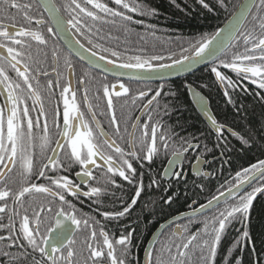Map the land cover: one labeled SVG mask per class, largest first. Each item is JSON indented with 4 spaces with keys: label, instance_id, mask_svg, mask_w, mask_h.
Listing matches in <instances>:
<instances>
[{
    "label": "snow or ice",
    "instance_id": "6c2138e0",
    "mask_svg": "<svg viewBox=\"0 0 264 264\" xmlns=\"http://www.w3.org/2000/svg\"><path fill=\"white\" fill-rule=\"evenodd\" d=\"M112 2L118 7H109L101 0H83V2L81 0H66L63 4V12L67 13V19H65L61 14V7H58L54 0H0V3L7 5L9 10H16L21 15V19L26 22V24H18L15 17L7 15L0 17V95L4 96V103L0 106V183L3 184L0 186V217L6 216L8 220V223L5 224L0 219V232L6 233L0 234V242H3L8 249L0 255L9 258V264H28L29 260H31V264H74V257L77 256V250L74 247L76 243L74 234L83 227V229L90 230L92 240L97 237L96 226L100 225V221H94L91 217L78 216L77 209L67 197H76L78 194L85 197H99L104 189L89 187L87 191L81 192V185L75 183L69 176L47 175L49 166L55 172L56 170L68 171L72 165H78L80 171L75 174L82 178L81 183L84 185H88L89 181L94 179L93 168L105 167L106 172L111 176L118 175L132 184L136 169L130 162V158L141 159V154L136 151L137 144L143 153V160L149 163L161 149L165 152L169 149L172 150V156L164 168L165 174H171L175 166L182 163L185 153L199 148V145L188 141H184L178 146L171 145L169 141L172 137L161 131L158 121L151 122L152 114L149 113L148 120L142 125L139 138L135 137L133 133H128L130 150L125 151L116 139L101 127L93 105L89 103L87 89L84 90L83 98L87 113L81 110L76 99L77 93L72 89L71 82L64 85L60 91L63 101L62 123L60 122L61 113L57 109L53 113L52 128H50L38 80L40 75L48 76V72L41 73L37 68L33 74L31 65L28 63L33 58L32 42L38 45H47L48 40L43 32L32 27L33 22L36 25L47 23L49 25L47 27L48 34L63 40L69 55L75 54L83 59V53L87 52L91 58L104 61L106 65H112V68L105 67L104 71L113 72L114 75L128 76L129 79L139 81L163 80L168 74H179L190 70L191 66L196 63L213 62L210 71L216 80L226 88L236 87V84L220 70L221 68L236 73L238 77H242L259 89H264V0H241L238 10L231 14L224 28L217 29L211 35H202L195 42H190L187 48L180 47L179 52L168 51L166 55L154 53L128 56H123L118 51L94 43L91 39V35H94L93 26L88 21L116 24L117 18H119L123 30L129 32L128 25L144 23L142 20H134L129 13H136L140 16H154L157 13L155 9L145 8L137 0H112ZM199 3L209 11L212 10L205 0H199ZM219 3L221 7H227L225 0H219ZM34 6L38 10H42L38 17L31 14ZM43 13H47V20L44 19ZM101 13L103 16L100 15ZM105 17H111V20H106ZM246 25H250V27ZM149 27L155 28L154 25ZM150 35L155 36V32H151ZM79 37H84L90 47H86ZM241 41L243 52H234L231 59H220L222 54L237 48ZM52 56L54 59L57 57L55 50L52 52ZM90 62L92 61L90 60ZM64 64L71 72L73 65L69 58L65 57ZM95 66L101 67L99 64ZM116 69L124 71L116 72ZM9 70L15 73L16 79L9 74ZM53 72H56L55 68H53ZM56 74L58 79L55 83L52 80L47 81L49 90L61 88L59 81L61 74L59 72ZM79 83L84 84L83 77ZM118 87L119 90H116L117 84L111 86L107 83L103 84V96L107 99V112L116 136L121 135V128L113 96L119 98L130 94V89L123 82H119ZM188 87L191 89V85ZM162 89L163 84L155 89L148 104L144 105L145 108H148L162 95ZM152 91V89L139 91L138 96L133 97V103L137 98H144ZM69 94L71 98H69ZM191 95L193 102L199 106L200 111L207 117L218 136H222L224 126L218 124L208 110L207 100L195 90L191 91ZM224 95L229 97V102H231L227 90ZM28 100L32 101L31 108L28 105ZM32 112H37L35 119L31 115ZM41 117L44 118L43 125H41ZM132 128L136 129L137 124L133 123ZM53 129L55 135L59 137L55 140V147H51ZM158 133L160 134L158 135ZM98 137L102 138V141ZM241 140L245 144L248 143L242 137ZM185 144L187 147L184 146ZM37 145L42 153L50 147L53 153L46 157L47 163H42L37 175V179L43 178L48 181L47 184L29 182L37 163L34 151ZM59 150H65L67 167L66 162L59 158ZM98 161H102V163ZM196 163H200L199 157H197ZM193 167L195 173L201 175L199 169L195 165ZM14 169L17 170L20 177L19 187L15 190L9 186V182L17 183L9 176ZM179 175L180 173L177 172V178ZM204 175L208 174L204 173ZM110 182L115 184L114 180ZM253 182H256L258 186L241 194L244 185H252ZM152 184L159 186L155 179ZM143 190V183L140 182L135 187V194L127 206L122 210L104 211L101 215L106 220L124 217L137 204ZM33 193L44 194L53 199L48 202L47 206L41 204L38 208H34L30 216V205L29 207L25 206L24 198ZM257 193H264V159L237 171L231 186L226 191H219L218 195H213L207 201V204H201L198 208L192 209L190 216L194 218L198 214H202L205 209L216 208L214 214L206 216L201 222L202 228L184 236V233H188L187 226L183 229L179 225L176 226L172 235L180 236L181 242L174 244L175 252L172 251V246L167 247V264H189L191 261L190 250L194 242H196L195 247L198 250L199 264H216L222 235L235 220L245 222L242 239L248 241L249 232L246 222ZM171 199L169 197L165 203H170ZM9 200L12 201L11 207L8 203ZM57 202L58 206L54 208L53 205ZM221 202L224 204L223 208L219 207ZM45 214H54L52 216L54 225L41 232L40 228L46 218ZM161 227L164 226L161 225ZM98 234L103 238L102 246H93L89 242L87 245L88 255L84 259V264H103L105 256L109 264H129L128 256L133 236L131 231L121 234L114 242L109 239V235L102 225ZM240 242L241 238H238L233 247H239ZM116 246L121 248L119 257L116 255ZM11 249H16V253L13 254ZM228 252L230 254L232 248H229ZM37 253H39L40 259H37ZM76 264L79 262L77 261ZM145 264H165L161 250L148 249ZM226 264H241V260L237 257L232 259L226 257ZM256 264H260V261L257 260Z\"/></svg>",
    "mask_w": 264,
    "mask_h": 264
},
{
    "label": "trees",
    "instance_id": "16d2710c",
    "mask_svg": "<svg viewBox=\"0 0 264 264\" xmlns=\"http://www.w3.org/2000/svg\"><path fill=\"white\" fill-rule=\"evenodd\" d=\"M137 2L141 3L145 8L155 9L157 14L154 16H140L136 13H129L134 20L138 19L144 22L143 24L128 25L130 28L129 32L123 30L119 18H117L118 22L116 24L105 23L104 21H88L93 26L92 32L94 35H91L93 42L118 51L123 56L150 55L154 53L166 55L168 51L179 52L180 47L187 48L190 42H195L204 34L211 35L219 29L229 19L241 0H225L226 8L221 7L219 0H205L209 8L212 9L211 11L204 8L199 3V0H137ZM117 7L114 6L113 8ZM100 15L103 16L102 13ZM105 19L111 20V17H105ZM150 25H154L155 28H150ZM246 26L250 27V25ZM151 32H155V36L150 35ZM79 38L85 43L86 47H90L84 37ZM234 52H243L242 41L237 48L230 49L226 54H222L220 59H231ZM187 54L190 55L191 53ZM105 55L107 54L105 53ZM212 64L213 62L190 76L164 85V92L150 108L152 114L151 122H159L161 131L172 137L169 143L173 146H178L184 141L198 144L199 151L196 150V154L197 157H201L206 154L202 153V150L207 145H211L215 141L224 142L223 146L219 144L217 154H208L209 156L218 157L214 164L210 165L211 176L209 179H204L201 176L195 179L187 171L184 181L179 178L170 183L163 182L160 173L168 157L172 155V150L169 149L167 152H161L150 163L151 165L149 164L150 166L145 167L143 169L145 172L142 170L136 173L135 177H133V183L130 184L133 190L131 188L126 190V192L119 190L121 194L119 199L115 198V201L109 202V205L121 203L122 206L119 209L100 210V212L122 210L123 207L131 202V197L134 195L136 187L135 181L141 178L145 181L142 182L144 190L138 198L137 204L133 206L130 213L123 217L124 220L120 221L121 218L106 220L94 217L95 213L89 210L83 211L85 204L82 201L79 202V207L76 208L77 215L84 218H89L88 216H90L94 221H100V225L96 226L97 239L95 240H91L90 230L82 227L81 230L77 231L74 237L76 241L74 247L77 250L74 264L77 261L79 264H84V259L88 255L87 245L89 242L93 246H102L103 238L98 234L101 225L113 242L121 234H127V232L131 231L133 236L128 261L129 264H141L144 248L153 230L164 218L186 210L192 201H196L199 204L204 202L205 198L216 195L219 191H224L230 185L225 183L226 181L223 177L228 180L232 172L240 171L264 159V104L261 101V99L264 101V90L257 88L242 77H238L237 74L221 68L220 70L232 79L236 86L240 87V94L231 99V102L234 103L230 106L212 76L210 71ZM187 84L207 97L210 111L218 124L228 128L236 135L223 132L222 136L214 138L209 128L204 125L189 103L185 90ZM222 87L224 91L227 90L228 92L232 88H226L225 85H222ZM90 103L93 105V110L96 112L98 120L109 125L108 121L110 118L105 117L109 116L107 101L104 103L103 100L98 98L96 102L90 100ZM114 106L117 119L119 120L120 114L117 112L116 102H114ZM138 109L139 107L132 111L129 121L135 118ZM146 117L148 118V116ZM168 121L171 123L169 130L167 129ZM241 137L247 140L248 143H243ZM184 146L187 147V144ZM223 159L224 162L222 161ZM193 161L194 157L185 158L183 165L186 164L187 167H183L182 172L188 169ZM141 172H143L144 176L140 175ZM153 179L161 181L158 182L159 186L152 184ZM222 185L223 187H221ZM169 197L172 198L171 202L165 203ZM229 203H231V200H229ZM100 205L101 202L96 207ZM10 206H12V201ZM219 207L223 208L224 204ZM215 212L216 208L202 216L191 219V223L189 222L190 220L182 223L181 229L185 226L188 228V233L183 235L187 236L189 233L196 232L197 229L202 228L201 222L204 218L211 216ZM246 228L249 232L248 241L242 239L245 222L235 220L226 228L218 248L216 264H226V257L227 259L240 258L241 264H256L257 260L260 261V264H264V193H261L253 200L248 213ZM0 234L6 233L0 232ZM238 238H241L240 246L233 247L234 242ZM180 242L181 237L167 234L156 242L153 249L161 250L162 259L167 264V247L172 246V251L175 252L174 244ZM195 245L196 242L193 243V247L190 250L191 261L189 264H199L198 250ZM229 248H232L230 254L228 252ZM116 249V255L119 257L121 248L116 246ZM4 250L8 249L3 242H0V253ZM10 251L13 254L16 253V249H11ZM0 264H9V258L0 255ZM106 264H109L108 260Z\"/></svg>",
    "mask_w": 264,
    "mask_h": 264
},
{
    "label": "flooded vegetation",
    "instance_id": "af4514ba",
    "mask_svg": "<svg viewBox=\"0 0 264 264\" xmlns=\"http://www.w3.org/2000/svg\"><path fill=\"white\" fill-rule=\"evenodd\" d=\"M65 2H66V0H54V3L58 7H61V14L65 17V19H67V13L63 12V4ZM81 2H83V0H81ZM101 2L107 3L108 6L112 7V8L114 6H116L112 2V0H101ZM40 11H42V10H38L34 6L31 14L33 16L38 17ZM5 15L10 16V17H15L16 22L18 24L19 23L26 24V22H24L21 19V15L16 10H14V9L9 10L7 5L0 3V17H4ZM43 17L45 20H47L46 13H43ZM5 22H7V21H5ZM48 26L49 25L47 23H45L43 25H36L35 22H33L32 27L36 30L43 32V34L45 35V37L48 40V44L47 45H38L35 42H32L31 53H32L33 58L31 61H28V63L31 65L33 74H35V71L37 68H39L41 73H43L44 71L48 72V76L40 75L38 77V80H39V89L41 91V96H42V102L44 104V108H45L46 113H48L49 127L52 128L53 113L57 109H59V111L61 113L60 122L62 123L63 101H62V98L60 97V91L62 90V87L64 85L71 82L72 89L75 90L77 93V97H76L77 103L80 105L81 110L84 111L85 113H87V107L84 105V99H83L85 89H87L89 103H90V100L96 102L98 100V98L103 100L104 103H106L107 99L103 96V84L107 83V84H109V86H111L112 84H117L116 90H119L118 83L123 82L130 89V94L128 96H121V97H119V99H117V97L113 96V101L116 102L117 112H118V114H120L119 122H120V128H121V135L116 136L114 134V129L110 124V120L108 121L109 125H106L105 123L100 122L98 120V118H97V120L100 122V125L103 128V130L106 133H108L110 136H112V138L116 139L117 143L122 148H124L125 151L130 150L129 149V135H128V133H133L135 137L139 138V136L141 134L142 125L145 121L148 120V118L146 116H148V114L151 113L150 108L152 107V105H154V103L160 97H158L157 100L154 101L148 108H145L144 105L148 104V101L152 98V95H154L155 89L159 88L161 84H163V87H164V85H166L167 83H169L171 81L149 82V83L132 82V81H123L121 79L112 78V77L107 76L103 73H99V72L91 69L90 67H88L84 63L78 61L72 55H69V51L64 47V45H62V43L59 41V38L51 36L48 34V32H47ZM54 50L57 52V57L55 59L52 56V52ZM65 57L69 58L72 65H73L71 72H69V70L66 68V66L64 64ZM53 68L56 69V72H53ZM57 72H59L61 74V76L59 78L61 88H59V89L53 88V89L49 90L47 88V81L52 80L55 83L56 80L58 79L57 74H56ZM9 74L14 79H16L15 73L13 71L9 70ZM82 77L84 79L83 85H81L79 83V81ZM33 83H34V86H36L35 81H33ZM254 86H256V85H254ZM148 89H152L153 91L149 92V94L144 98H137L135 100V103H133V97L138 96L139 91H141V90L148 91ZM110 90H111V87H110ZM262 90H264V89H262ZM163 92H164V90L162 89V93ZM69 98H71L70 94H69ZM3 103H4V96L0 95V106H2ZM28 105L30 108L32 107V101L31 100H28ZM138 107H139V109L136 113L135 118H133L132 121H129V116L132 115V111ZM37 112H38V108H37ZM37 112L31 113L33 119L36 118ZM105 117L108 119L110 118V116H105ZM137 118H139V120H137ZM40 120H41V125H43L44 118L41 117ZM133 123L137 124L136 129L132 128ZM93 127H95V126L93 125ZM125 129H127V131H125ZM149 131H150V129H149ZM209 131H210V129H209ZM223 132H225V131H223ZM225 133H227V132H225ZM217 137H219V136H217ZM56 139H59V137L57 135H55V131L53 129V142L51 144V147H55V140ZM98 139H100L102 141V138L98 137ZM158 143H159V141H158ZM195 145H198V144H195ZM51 147L48 150H46L44 153L41 152L38 145L35 148L34 151H35L37 163H36V167L34 169V173L29 180L30 183L31 182H35L38 184L39 183H44V184L48 183V181L43 179V178L37 179V175H38L40 167L42 166V163H47L46 157L52 155ZM136 151L141 154V159L135 160V159L130 158V162H132L133 167L136 169V173H138V172L142 171L145 167L150 166L151 164L148 161L143 160V153L141 152V149H140L138 144L136 146ZM163 151L164 150L161 149L159 154ZM197 151H199V148L197 149ZM159 154L156 155L153 158V160H155L159 156ZM113 155H115V154L113 153ZM171 156L172 155H170L168 157V159H170ZM188 157L189 158L194 157V159H197L196 150L195 151L190 150L187 153H185L183 156V161L180 164V167L179 166L175 167V169L172 171L171 174L165 175L163 180L167 181L168 183H170L171 181L178 180L179 178H177L176 173L179 172L180 174H182L184 172V170L182 172L183 162H184V159L188 158ZM59 158H60V160L66 162V167H67V157L65 155V150H59ZM98 162L102 163V161H98ZM167 162H168V160L166 161V163L163 167V170L160 173L161 176H163V171H164V168H165ZM78 171H80V168L78 165H72V167L68 171L56 170L55 172H53V170L51 169V166H49V169L47 170L46 174L47 175H54L55 174V175H67V176H69V178L72 179L75 183L81 185V192L87 191L89 187H100V188L104 189V191L102 192V194L99 197H95V196L85 197V196L80 195V194H78L76 197H72V196L67 197V199H69L72 202V204L75 206V208L79 207V202H81V201L84 202L85 206L83 207V209H84L83 211H85V210L92 211L95 213L94 217H97L100 219H104V217L101 215L102 212H100V210L119 209L122 206L121 203H117L115 205H109V202L115 201V198L119 199V196H121L119 190L126 192V190L132 188V185H130L127 181L120 178L118 175L117 176H111V174H108L106 172V167L105 168H93L94 179L90 180L88 185H84L81 183L82 178L77 177L75 174ZM143 172H144V170H143ZM143 172H141V173H143ZM213 175H215V173H213ZM9 176L12 177L15 181H17V183L9 182V186L12 187L14 190L17 189L19 187V180H20V177L17 174V170L14 169L13 173H10ZM200 176H202V171H201ZM200 176H198V177H200ZM111 180H114L115 184H112L110 182ZM181 181H183V180H181ZM140 182H145V181H140ZM257 185L258 184L256 182H253V184L246 187L243 190V192H241V194H243L245 191H251V188L254 186H257ZM0 186H3V184L0 183ZM230 186H231V184H230ZM226 189L224 191H226ZM257 196L255 198H257ZM52 199H53L52 197H47L44 194H37V193H33L31 196H26L24 198L25 206L29 207V205H30V207H29V215L30 216H31L32 210L34 208H38L41 204H44L45 206H47L48 202L51 201ZM99 202H101V205L99 207H96ZM193 202H195V204H197L196 201H193ZM193 202H191V204ZM8 203L10 206L11 201L9 200ZM56 206H58V202H57V204L53 205L54 208ZM97 210H99V211H97ZM53 215L54 214H45L46 218L44 219L43 223L41 224V228H40L41 232H44L47 227L54 225V220L52 219ZM88 217H90V216H88ZM0 219H2L3 223H5V224L8 223L6 216L0 217ZM108 220H111V219H108ZM122 220H124L123 217H121L120 221H122ZM76 233L74 234V237H75ZM106 251H105V253H106ZM36 257H37V259H40L39 253L36 254ZM106 261H107V257L105 256V258L103 260V264H106ZM28 264H31V260L28 261Z\"/></svg>",
    "mask_w": 264,
    "mask_h": 264
},
{
    "label": "water",
    "instance_id": "95a60500",
    "mask_svg": "<svg viewBox=\"0 0 264 264\" xmlns=\"http://www.w3.org/2000/svg\"><path fill=\"white\" fill-rule=\"evenodd\" d=\"M240 3H241V2H240ZM240 3H239V4H240ZM238 6H239V5H238ZM238 6H237V8L235 9V11L238 10ZM46 15H47V13H46ZM229 18H230V17H229ZM228 20H229V19H228ZM228 20H227V21H226V22H225L220 28H224V27L226 26V23L228 22ZM59 41H60V42L62 43V45H64V47L68 50V48H67L65 42H64L63 40H60V39H59ZM72 56H73L74 58H76L78 61L84 63L85 65H87L88 67H90L91 69H93V70H95V71H97V72H99V73H103V74H105V75H107V76H110V77H112V78H116V79H121V80H123V81L142 82V83L172 81V80L178 79V78H180V77H183V76H185V75L191 74V73L195 72L196 70H198V69H200V68H203V67H205V66H207L208 64L211 63V62H200V63H196V64H194V65L191 66V69H190V70L180 72L179 74H175V73L168 74V75H166L165 79H163V80H160V79H153V80H151V81H139V80H132V79H129L128 76H118V75H114L113 72H110V71H104V68H105V67H107V68H112V65H106L104 61H98V60H95V58H91L87 52H84V53H83V56H84L83 59H81L80 56H77V55H75V54H72ZM90 60H91L92 62H90ZM96 64L101 65V67H97V66H95ZM226 70H227V71H230V70H228V69H226ZM115 71H116V72H121V71H124V70H123V69H116ZM230 72H231V71H230ZM232 73H234V72H232ZM235 74H236V73H235ZM212 75H213V78H214L215 82L217 83L218 87H219L221 90H223L221 84L216 80L214 74H212ZM192 90H194L192 87H191V89H190V88L187 86V91H188V95H189V99H190V102H191L192 107H193L194 110L200 115V117H201L202 120L205 122V124H206L207 127L210 129V131H211L214 135L218 136V134L216 133V131L214 130V128L212 127V125H211L210 122L208 121L207 117H206V116L200 111L199 106L193 102V100H192V95H191V91H192ZM195 91H196V90H195ZM208 110L210 111L209 106H208ZM210 113H211V111H210ZM224 131H226V132L229 133V134H232L227 128H224ZM52 155H53V153H52ZM182 161H183V160H182ZM194 165L196 166V168L199 169V171H200V173H201V168H202V163H201V161H200L199 164L195 163ZM194 165H193V166H194ZM166 166H167V164H166ZM166 166H165V167H166ZM177 166L180 167V164L176 165L175 167H177ZM193 166H192V169H191L192 174H193L194 176H196V177L200 176V175H197V174L195 173V171H194V167H193ZM174 169H175V168H174ZM174 169H173V170H174ZM171 173H172V172H171ZM165 175H167V174H165L164 171H163V177H165ZM248 186H249L248 184H245L244 187L241 189V192H243V190H244L246 187H248ZM257 195H259V193H257L256 196H257ZM222 203H223V202H221L219 205H221ZM206 204H207V203H206ZM211 210H212V209H205V211H204L202 214H198V215L206 214V213H208V212L211 211ZM190 213H191V212H190ZM190 213L182 214V215L176 217L175 219L170 220L169 222L163 224V226H164L163 228L160 227V228H159L154 234H152V235L150 236V238H149V240H148V242H147V244H146V246H145V248H144V251H143V255H142V263H141V264H145V257H146L147 250H148V249H153V248H154V246H155V244H156V242H157V240H158V237H159V235L161 234V232H162L163 230H165L166 227H167L168 225L172 224V223H175V222H177V221H182V220H184V219L190 218V217H191V216H190ZM198 215H197V216H198ZM178 237H179V236H178Z\"/></svg>",
    "mask_w": 264,
    "mask_h": 264
},
{
    "label": "bare ground",
    "instance_id": "6f19581e",
    "mask_svg": "<svg viewBox=\"0 0 264 264\" xmlns=\"http://www.w3.org/2000/svg\"><path fill=\"white\" fill-rule=\"evenodd\" d=\"M204 68V67H203ZM200 69H202V68H200ZM200 69H198V70H200ZM198 70H196L195 72H197ZM224 70H226V69H224ZM227 71V70H226ZM195 72H193V73H195ZM228 72H230V71H228ZM193 73H191V74H188V75H185V76H183V77H180V78H178V79H181V78H185V77H187V76H190V75H192ZM230 73H232V72H230ZM235 74V73H234ZM213 76V75H212ZM178 79H175V80H178ZM174 81V80H173ZM217 84V83H216ZM187 86H188V84L185 86V90H186V95H187V99H188V101H189V103L191 104V102H190V99H189V95H188V91H187ZM221 86H222V84H221ZM217 87H218V85H217ZM219 88V87H218ZM245 88V87H244ZM194 89V88H193ZM222 89H223V87H222ZM194 90H196V89H194ZM219 90H220V92L222 93V95L225 97V100H226V102L228 103V104H230V106H231V104L233 105V103L234 102H229V97H226L225 95H224V89L223 90H221L220 88H219ZM197 92H200L199 90H196ZM243 91H246V90H243ZM201 93V92H200ZM229 96L231 97V99H234V97H236V95L237 94H240V87L239 86H236V87H232L230 90H229ZM202 94V93H201ZM205 98H206V100H207V102H208V106H209V101H208V99H207V97L204 95V94H202ZM261 101H262V103L264 104V101L261 99ZM192 106V105H191ZM263 107H264V105H263ZM193 108V107H192ZM194 109V108H193ZM209 109H210V106H209ZM196 112V111H195ZM196 114L198 115V117L200 118V120L204 123V125L207 127V125L205 124V122L202 120V118L200 117V115L196 112ZM212 114V113H211ZM170 121H168L167 122V129L169 130L170 129ZM224 128H226V127H224ZM228 129V128H227ZM229 130V129H228ZM224 131V130H223ZM230 131V130H229ZM226 132V131H225ZM231 133H232V131H230ZM212 134V133H211ZM229 134V133H228ZM213 136H214V138H219V137H217L216 135H214V134H212ZM231 135H233V133L231 134ZM219 144H221L222 146L224 145V142H219V141H215V142H213L211 145H207L205 148H203V150H202V153H206L205 155H203V156H198L199 158H200V161H201V163H202V168H201V171H202V176L201 177H203L204 179H209V177L211 176V170H210V165H212V164H214V162H215V160H217L218 159V157H216V156H209L208 154H217L218 153V151H219ZM223 162H224V159L222 160ZM197 162V159H194V161L190 164V166H189V168L188 169H186V170H184V172L182 173V174H180L179 175V178H180V180H185V177H186V173H187V171L189 172V174L193 177V178H195V179H198V178H200V177H195L193 174H192V172H191V169H192V166L195 164ZM226 166V165H225ZM183 167L185 168V167H187V165L186 164H184L183 165ZM145 172V171H144ZM148 173V172H147ZM204 173H207L208 175H204ZM235 173L236 172H232L230 175H229V179L228 180H226V177H223L224 178V180L226 181L225 183L226 184H231V182H233V180H234V177H235ZM141 176H144V174L143 173H141L140 174ZM160 177H161V180L163 181V182H167V181H164L163 179H164V177L163 176H161L160 175ZM163 177V178H162ZM140 181H143V179H141V178H139V180H136L135 182H136V186L140 183ZM158 182H161L160 180H158L157 181V184H158ZM132 190H133V187L131 188ZM134 194H135V190H134ZM260 194V193H259ZM216 195H218V194H216ZM207 197V196H206ZM212 198V196L211 197H208V198H205V200H204V202H201V203H199V204H195V203H190L189 204V206H188V208L186 209V210H184V211H182V212H179V213H177V214H174V215H172V216H169V217H167V218H164V220H162L157 226H156V228L153 230V232H152V234H154L160 227H161V225H163V224H165V223H167V222H169L170 220H173V219H175L176 217H178V216H180V215H182V214H185V213H190V212H192V209L193 208H198L201 204H206L207 203V201L209 200V199H211ZM193 202V201H192ZM223 204V203H222ZM221 204V205H222ZM220 206V205H219ZM214 209V208H213ZM212 209V210H213ZM204 215V214H203ZM199 216H202V215H198V216H196V217H199ZM196 217H194V218H196ZM193 217H190V218H187V219H184V220H182V221H177V222H175V223H172V224H170V225H168L167 227H166V229L165 230H163L162 232H161V234L159 235V237H158V240H160L161 238H163L164 236H166L167 234H171L172 235V233H173V231L176 229V226L177 225H179L180 227H181V224L182 223H184V222H186V221H188V220H191V219H194ZM150 221V220H149ZM173 236V235H172ZM178 237V236H177ZM157 240V241H158Z\"/></svg>",
    "mask_w": 264,
    "mask_h": 264
}]
</instances>
